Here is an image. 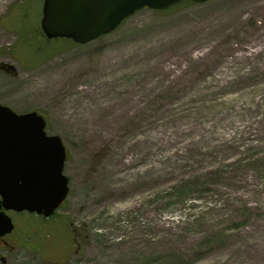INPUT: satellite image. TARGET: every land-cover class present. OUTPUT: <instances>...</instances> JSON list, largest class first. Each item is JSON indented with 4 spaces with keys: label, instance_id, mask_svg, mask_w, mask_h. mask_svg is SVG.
Returning <instances> with one entry per match:
<instances>
[{
    "label": "rangeland",
    "instance_id": "1",
    "mask_svg": "<svg viewBox=\"0 0 264 264\" xmlns=\"http://www.w3.org/2000/svg\"><path fill=\"white\" fill-rule=\"evenodd\" d=\"M42 4L0 10V65L15 69H0V104L46 118L67 148L70 194L49 218L15 219L24 241L7 264H264V0L144 9L82 45L42 36ZM217 13L235 16L233 35L158 84L140 119H154L153 131L131 122L81 173V92L134 83L155 34ZM97 183L113 189L90 202Z\"/></svg>",
    "mask_w": 264,
    "mask_h": 264
},
{
    "label": "water",
    "instance_id": "2",
    "mask_svg": "<svg viewBox=\"0 0 264 264\" xmlns=\"http://www.w3.org/2000/svg\"><path fill=\"white\" fill-rule=\"evenodd\" d=\"M43 1L40 23L45 37L82 45L115 32L137 11L167 10L183 0ZM1 69L15 74L12 65ZM45 127L42 114H16L0 104V236L14 227L4 211L49 217L69 195V179L63 174L67 149L58 135H47Z\"/></svg>",
    "mask_w": 264,
    "mask_h": 264
},
{
    "label": "bare ground",
    "instance_id": "3",
    "mask_svg": "<svg viewBox=\"0 0 264 264\" xmlns=\"http://www.w3.org/2000/svg\"><path fill=\"white\" fill-rule=\"evenodd\" d=\"M4 2L0 0V10ZM234 17H223L217 13L216 17L197 19L181 27L164 29L153 36L156 42L146 49L150 61L140 68V77L134 83L114 90L107 89L105 92L90 89L81 92L82 98L77 100L83 103V111L87 112L84 122H87L89 131L87 148L81 155L85 161L81 173L88 170L92 159L109 145L112 137L123 136V130L131 122L141 123L135 130L138 133L153 131L154 119L152 121L148 118L143 122L140 119L147 114L150 96L155 93V88L170 78L184 60H189V65L194 68L202 60L210 58L218 50V45L208 47L209 41L233 35V29H229L233 27ZM217 18L220 20L215 28L211 27ZM99 187L97 183L90 188V195L87 196L90 202L105 194L107 196V192L113 189L105 185Z\"/></svg>",
    "mask_w": 264,
    "mask_h": 264
},
{
    "label": "flooded vegetation",
    "instance_id": "4",
    "mask_svg": "<svg viewBox=\"0 0 264 264\" xmlns=\"http://www.w3.org/2000/svg\"><path fill=\"white\" fill-rule=\"evenodd\" d=\"M23 213H25V211L22 213H16L14 211L6 213L9 215L14 229L11 233L1 235L0 237V264H7L9 259L15 256L17 250L19 249L20 243L24 241L23 237L17 233L19 226L15 221V219L18 218L19 215H23ZM22 231L24 233V229Z\"/></svg>",
    "mask_w": 264,
    "mask_h": 264
},
{
    "label": "trees",
    "instance_id": "5",
    "mask_svg": "<svg viewBox=\"0 0 264 264\" xmlns=\"http://www.w3.org/2000/svg\"><path fill=\"white\" fill-rule=\"evenodd\" d=\"M182 2H183V1H182ZM182 2H181V3H182ZM181 3H180V4H178V5H181ZM178 5H175V6H178Z\"/></svg>",
    "mask_w": 264,
    "mask_h": 264
}]
</instances>
